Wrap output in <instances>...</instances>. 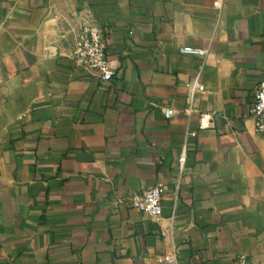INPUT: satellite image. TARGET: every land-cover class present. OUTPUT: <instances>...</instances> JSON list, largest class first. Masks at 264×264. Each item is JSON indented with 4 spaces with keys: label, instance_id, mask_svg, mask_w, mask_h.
Returning <instances> with one entry per match:
<instances>
[{
    "label": "crops",
    "instance_id": "crops-1",
    "mask_svg": "<svg viewBox=\"0 0 264 264\" xmlns=\"http://www.w3.org/2000/svg\"><path fill=\"white\" fill-rule=\"evenodd\" d=\"M92 18L111 82L72 59ZM263 74L264 0H0V264H264Z\"/></svg>",
    "mask_w": 264,
    "mask_h": 264
},
{
    "label": "built area",
    "instance_id": "built-area-1",
    "mask_svg": "<svg viewBox=\"0 0 264 264\" xmlns=\"http://www.w3.org/2000/svg\"><path fill=\"white\" fill-rule=\"evenodd\" d=\"M109 45L104 26L95 18L86 21L80 28L76 45L72 55L75 63L84 67L90 72L97 73L103 81L111 82L114 80V71L109 63ZM187 52H202L190 48ZM193 88L204 90V86L196 78L191 84ZM255 101L251 108L252 117L255 120L257 133L264 136V74L255 89ZM166 114L173 115L172 109H167ZM212 115L202 114L200 128H207L211 125ZM193 135L196 133L193 132ZM180 167L184 169L187 161V149L184 147L180 156ZM166 187L163 184L155 185L133 197L131 204L147 214L152 219H159L163 214V198ZM157 264H179L175 254L165 253L157 257Z\"/></svg>",
    "mask_w": 264,
    "mask_h": 264
}]
</instances>
